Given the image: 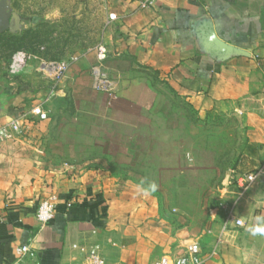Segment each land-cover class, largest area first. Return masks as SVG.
<instances>
[{
	"label": "crops",
	"instance_id": "1",
	"mask_svg": "<svg viewBox=\"0 0 264 264\" xmlns=\"http://www.w3.org/2000/svg\"><path fill=\"white\" fill-rule=\"evenodd\" d=\"M91 8L102 25L94 55L104 50L101 67L117 98L109 101L96 90L85 66L73 68L50 99L48 118H33L15 140L0 145V264H16L23 244L33 252L24 264H82L80 247H94L106 264H150L189 244L151 220L154 212L136 193L142 177L130 172L148 170L149 157L161 175L165 138L174 133L150 124L160 100L144 69L199 114L238 118L244 139L239 173L264 161V0H157L147 9L138 0L81 2L80 9ZM29 98L0 89V123L34 106ZM67 108L76 119L73 130L62 133ZM64 144H70L66 151ZM45 199L56 213L41 225L36 209ZM227 200L220 215L211 210L210 225L191 242H200L206 264H264V236L246 230L264 216V178L244 193L235 186Z\"/></svg>",
	"mask_w": 264,
	"mask_h": 264
},
{
	"label": "rangeland",
	"instance_id": "2",
	"mask_svg": "<svg viewBox=\"0 0 264 264\" xmlns=\"http://www.w3.org/2000/svg\"><path fill=\"white\" fill-rule=\"evenodd\" d=\"M82 1L86 0H0V12L5 16L0 31L1 90L26 94L30 97L29 104L41 103L50 114L51 101L43 102L49 81L38 70L40 62L68 60L63 82L68 72L78 66L91 71L97 64L94 52L101 44V15L93 8L80 9ZM28 29L35 31L31 33L33 38L27 41L29 46L16 48L17 43L11 36H21ZM36 36L48 41L38 45ZM142 73L160 100L149 116L150 124L174 133L165 138L166 151L160 155L165 160V169L160 170L161 175H157L149 157H144L151 164L148 170L130 172L159 186L155 193L144 197L146 206L154 212L151 220L165 226L172 234L182 235L190 243L198 240L210 225L211 210L220 215L228 204V195L234 193L244 145L240 123L234 115L199 114L153 71L144 69ZM72 116L67 108L62 133L73 130L71 122L76 117ZM45 128L46 125L39 126V129ZM70 144H64L63 150H68ZM65 158L71 159V154H66ZM164 256L168 255L154 259Z\"/></svg>",
	"mask_w": 264,
	"mask_h": 264
},
{
	"label": "built area",
	"instance_id": "3",
	"mask_svg": "<svg viewBox=\"0 0 264 264\" xmlns=\"http://www.w3.org/2000/svg\"><path fill=\"white\" fill-rule=\"evenodd\" d=\"M157 0H138V7L141 9L151 8L155 5ZM104 50L98 49L97 60L98 63L91 69L93 77V85L96 90L107 94L109 101L117 98L115 82L108 77L103 71L100 61L104 58ZM69 67V61L65 59L44 60L40 62L39 72L50 83L48 93L43 102L52 99L58 93L59 83L65 77ZM35 119L43 121L48 118V113L44 110L42 104H37L32 107L22 109L19 114L8 118L0 123V145L5 141H13L23 131L27 129L30 123ZM264 178V161L256 168L249 172L239 173L235 179V186L239 193H244L251 188L259 179ZM55 205L45 199L39 202L36 209V217L40 224H46L55 217ZM229 219L234 220L237 226L243 225L241 218H235L229 215ZM81 251L85 253V258L82 264H106L104 258L93 247L86 249L80 247ZM203 247L199 241H193L184 247V250L174 255H168L159 259L153 260L150 264H206ZM18 261L16 264H24L20 262L25 257L33 258V252L29 244H23L16 250ZM212 250L211 253H214Z\"/></svg>",
	"mask_w": 264,
	"mask_h": 264
},
{
	"label": "clouds",
	"instance_id": "4",
	"mask_svg": "<svg viewBox=\"0 0 264 264\" xmlns=\"http://www.w3.org/2000/svg\"><path fill=\"white\" fill-rule=\"evenodd\" d=\"M158 187L155 181L141 180L140 183L136 185V193L140 196L147 197L155 193ZM246 230L252 236H264V216H256L254 224L250 225Z\"/></svg>",
	"mask_w": 264,
	"mask_h": 264
},
{
	"label": "trees",
	"instance_id": "5",
	"mask_svg": "<svg viewBox=\"0 0 264 264\" xmlns=\"http://www.w3.org/2000/svg\"><path fill=\"white\" fill-rule=\"evenodd\" d=\"M31 33H35V31L33 29H28L21 36H11L14 43H17L16 48L20 49L23 46H29L30 43L28 44L27 41L30 40V38H33V35ZM27 37H29V39H27ZM34 39L38 43V45H41V43L45 44V42L48 41V39L46 38H38L37 36Z\"/></svg>",
	"mask_w": 264,
	"mask_h": 264
},
{
	"label": "water",
	"instance_id": "6",
	"mask_svg": "<svg viewBox=\"0 0 264 264\" xmlns=\"http://www.w3.org/2000/svg\"><path fill=\"white\" fill-rule=\"evenodd\" d=\"M5 19V16L0 12V31L3 29L4 27V23L3 20Z\"/></svg>",
	"mask_w": 264,
	"mask_h": 264
}]
</instances>
